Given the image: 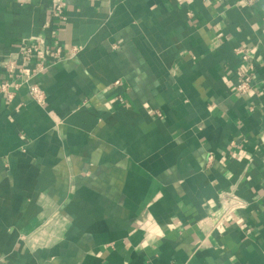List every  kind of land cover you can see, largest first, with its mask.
<instances>
[{
    "label": "crops",
    "instance_id": "1",
    "mask_svg": "<svg viewBox=\"0 0 264 264\" xmlns=\"http://www.w3.org/2000/svg\"><path fill=\"white\" fill-rule=\"evenodd\" d=\"M3 81L0 264H264V0H0Z\"/></svg>",
    "mask_w": 264,
    "mask_h": 264
},
{
    "label": "built area",
    "instance_id": "2",
    "mask_svg": "<svg viewBox=\"0 0 264 264\" xmlns=\"http://www.w3.org/2000/svg\"><path fill=\"white\" fill-rule=\"evenodd\" d=\"M254 0H247L248 3L253 2ZM53 16L63 19V3L61 1H56L53 4ZM43 42V36L41 34L34 36L33 38H27L21 41L19 47L20 62H17L15 59H8L3 65L4 71L8 74H11L15 69L20 71L24 70L31 59L39 56L41 54V44ZM73 51L77 50L78 47L72 48ZM60 48H56L53 51L54 56L60 54ZM234 52L240 56L241 61L249 62L252 58L251 54L243 47L234 48ZM45 68V65L41 61H36L34 64V73H37ZM17 84H14V86ZM9 84L6 81H3L0 84V91L6 94L7 99L11 98V93L8 90ZM257 88V85L253 82V77L250 73H244L239 76L238 81L234 85V90L238 94H247L251 90ZM29 93L31 97L37 101L42 102L44 98L43 90L37 84H32L29 86ZM262 187L264 191V179L262 181ZM218 202L221 208V216L217 222V225L227 219L236 211L243 209L247 206V202L238 196L233 191H220L218 194Z\"/></svg>",
    "mask_w": 264,
    "mask_h": 264
}]
</instances>
